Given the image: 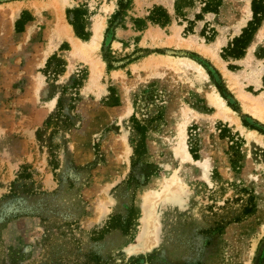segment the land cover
I'll list each match as a JSON object with an SVG mask.
<instances>
[{"label":"rangeland","instance_id":"rangeland-1","mask_svg":"<svg viewBox=\"0 0 264 264\" xmlns=\"http://www.w3.org/2000/svg\"><path fill=\"white\" fill-rule=\"evenodd\" d=\"M119 1L99 47L79 53L69 40L51 37L55 12L45 0H0V264H264V116L244 110L245 101L264 109L257 82L264 73V0H254L257 14L240 42L218 49L238 79L234 86L194 47L235 36L226 30L242 0H231L225 18V0H210L226 27L203 28L202 36L182 37L175 24L167 35L160 27L142 36V20H133L123 47L112 42L126 5ZM107 3L67 0L62 16L90 42V19ZM162 16L156 7L148 17ZM255 29L244 56L231 63ZM173 56L221 71L237 99L226 90L225 102L240 125L214 116L206 102L215 75L200 85L188 72L156 65ZM188 109L211 119L191 117L186 126L192 159L206 164L204 172L193 162L179 166L177 190L166 179ZM241 125L255 131L251 140Z\"/></svg>","mask_w":264,"mask_h":264},{"label":"bare ground","instance_id":"bare-ground-1","mask_svg":"<svg viewBox=\"0 0 264 264\" xmlns=\"http://www.w3.org/2000/svg\"><path fill=\"white\" fill-rule=\"evenodd\" d=\"M66 2L67 0H45V4L52 5L54 12H55V22L53 24V28H52L53 33L51 37H53L57 42H60L64 38L69 40L75 52L84 53L85 51L84 48L86 46H88L87 48H91L92 50L97 49L99 47V43L102 37V30L104 29L106 25V18L112 10L113 3L110 1L107 4H105V6L103 7V12L98 14L96 20L90 19V23L88 27L92 31V37L90 38L91 39L90 42H86L76 37L71 29V26L64 20L62 16L61 6L65 5ZM37 4L38 3L35 1H32L31 3V5L35 7V9L37 7ZM19 6L20 4H16L14 5V7H12L13 15H15L17 10L19 9ZM238 6H239L238 14L236 18L234 19V22L231 26V32H230L231 34H237L242 28V26H244L245 21L250 15L249 0L240 1L238 3ZM49 39L51 40V38ZM224 42H225V37H223L222 35L221 36L217 35L215 40L210 42L209 44H197L195 47L199 49V51L203 55L209 58H212L219 65V67L223 70L228 84L230 86L232 85L234 86L238 84L237 77L233 75L232 72L225 70L223 66V62L221 61L218 55V49L220 48L221 45L224 44ZM253 45L254 43H251L249 46V53H248L249 57H252L251 49ZM148 63H149L148 61H145V66H147ZM151 63L155 64L154 61H151ZM161 64H166L168 68L176 72L178 71H184L185 73L188 72L191 83L197 82V83H200L201 85V83H206L209 79L208 73L205 71V69L200 64H198L194 60L189 59L187 57H174L173 56L170 59L162 60L161 62L159 61L156 62V65H161ZM260 72H262V70ZM257 82H260V75L257 78ZM209 87L210 89L205 92V97H206V102L214 109L216 113V114L214 113V116L216 115L222 116L224 119H227L231 121L232 123L233 122L238 123L237 118L234 116L233 110L226 104L225 98H223L220 95L215 85L209 84ZM238 93L241 94L240 89H238ZM184 109H183V114H184ZM130 110H131L130 107H128V110H127L128 113ZM244 110L252 111L253 113L259 115L260 117L264 116V111H263L264 109L259 108L258 105H255V103H252L250 101H245ZM186 113H187L186 114L187 118L183 117L178 122L179 128H178L177 135H176L177 139L172 140L173 142L171 144V150L174 154L173 156H174L176 165L175 167H173V169H171V172L168 174L167 179H166L169 185L171 183H174L177 190L183 188L182 185L178 181L179 177L176 175V171H177V168H179V166H182L186 162L187 163L193 162L194 164L203 167V172H204L205 170L204 165L206 164L201 161H194L192 159L191 154L189 153L187 149L185 138H186V126L189 122V118L195 117L198 120L200 117H204L207 120H211L210 116H205L203 113L193 111L192 109H188ZM240 128L242 131L246 132L247 138L249 140H251L250 138L254 137V136H251V134H254L255 132L254 130L247 129L243 125H241ZM148 218L149 217H147V219Z\"/></svg>","mask_w":264,"mask_h":264},{"label":"crops","instance_id":"crops-1","mask_svg":"<svg viewBox=\"0 0 264 264\" xmlns=\"http://www.w3.org/2000/svg\"><path fill=\"white\" fill-rule=\"evenodd\" d=\"M106 1L108 2L111 1L113 3L112 10L110 14H108V16L110 17L111 15L115 14L116 10H118L119 0H106ZM209 1L210 0H126L125 7L120 8L122 11L119 13V15L117 16V20L114 22L112 26V34L114 37V40L112 39V42H116L120 44L121 47H123L124 42L127 41L129 38V34L131 32V26H135L133 20H136V19L142 20V23L137 26L139 28L140 27L142 28L140 31L142 36L146 35L148 33L147 31H154L155 29H159L160 27L164 29L163 32L165 35H167L170 31V27L172 26V24H175L180 27L179 34L182 37H186L189 34L202 36L201 30H203V28H206V29L212 28L215 31L217 27L218 28L226 27L225 25H223L224 24L223 21L222 23H219L218 21H216L215 18L218 15V12H216L214 7H211L209 5ZM251 1L252 0H249L250 15L245 21V24L244 26H242V28L245 27L248 21L253 17L252 10H251ZM222 4L224 8V12H222L224 13L223 18H225L226 15L229 14V10L231 9L232 3H231V0H225V2L224 3L222 2ZM156 7L159 8L161 12L163 13L162 17H164V21L163 20L154 21L150 17H148L149 14L152 12V10ZM217 8L219 7L217 6ZM219 13H221V11ZM188 27L189 29H187ZM242 28L235 36L226 37L224 44H227L228 41L230 40L232 41L234 37H237L239 33H241ZM256 30L257 29H255L252 32L251 37H249V39L246 41V44L244 45V48L242 49V53L238 56L231 57V60H230L231 63L238 64L239 60L237 59H240L241 57L244 56L246 46L248 45L250 41H252V39H254V33ZM226 31H228L230 34L231 27L229 29L227 28ZM255 45H256V42L251 49L252 56H254L253 50H254ZM249 46H248V52H247L248 57H249V54H248ZM175 48L180 49V50L194 51L192 49H187V48H182V47H175ZM220 59L223 60L224 62L223 66L226 71H230V70L233 71L232 70L233 68L228 66L227 61H225L222 57H220ZM217 71L221 77V81L224 87L230 93L231 98L236 99V97L233 94V90L228 88V86L226 85L221 75V71L218 68H217ZM263 75L264 73L262 74V76ZM262 76L260 79V84L264 86L263 81H262Z\"/></svg>","mask_w":264,"mask_h":264},{"label":"trees","instance_id":"trees-1","mask_svg":"<svg viewBox=\"0 0 264 264\" xmlns=\"http://www.w3.org/2000/svg\"><path fill=\"white\" fill-rule=\"evenodd\" d=\"M118 6L121 7V1L118 2ZM251 10H252V14H253V17L257 14V11H255L254 9V0L251 1ZM249 22V21H248ZM243 33H244V30L242 29V32L239 36L237 37H234L232 39V47L235 45V43L237 42H240L239 39H241L243 37ZM246 44L243 43V45L239 46L235 52H233V56H238L241 54L242 52V49L244 48V45ZM208 74H213L217 77V82L214 83L215 87L217 88V90L219 91L220 95L223 97V98H227L229 97L230 95H228L226 89L224 88L223 84L221 83V80H220V76L218 75V73L214 70L213 72H211L210 70L207 71ZM262 81H263V84H264V75L262 76ZM229 105V103H228ZM231 108L234 110V106L233 105H230ZM244 125H246L244 122H243ZM250 128H254L253 126L251 125H248ZM256 128V127H255ZM257 129V128H256ZM259 130V129H257Z\"/></svg>","mask_w":264,"mask_h":264}]
</instances>
